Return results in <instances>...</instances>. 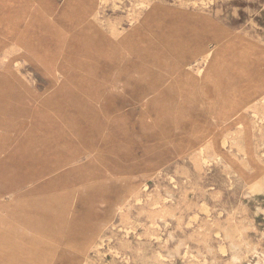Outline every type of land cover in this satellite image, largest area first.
<instances>
[{
  "label": "rangeland",
  "instance_id": "rangeland-1",
  "mask_svg": "<svg viewBox=\"0 0 264 264\" xmlns=\"http://www.w3.org/2000/svg\"><path fill=\"white\" fill-rule=\"evenodd\" d=\"M263 74L264 0H0V264H264Z\"/></svg>",
  "mask_w": 264,
  "mask_h": 264
},
{
  "label": "bare ground",
  "instance_id": "bare-ground-1",
  "mask_svg": "<svg viewBox=\"0 0 264 264\" xmlns=\"http://www.w3.org/2000/svg\"><path fill=\"white\" fill-rule=\"evenodd\" d=\"M143 7V6H142ZM144 40V39H143ZM76 48V47H75ZM157 54V53H156ZM210 55V54H209ZM160 59V58H159ZM160 63V62H159ZM161 65V64H160ZM163 65V64H162ZM165 67V66H164ZM207 69V68H206ZM205 69V70H206ZM165 70H166V67H165ZM207 71V70H206ZM201 73V72H200ZM175 74V73H174ZM188 75V74H187ZM199 75V74H198ZM264 75V74H263ZM262 76V75H261ZM187 80H188V76H187ZM187 82V81H186ZM223 82V81H222ZM207 85V84H206ZM208 87V89H209V87H210V85L209 86H207ZM207 87H205L204 89H206L207 90ZM205 91V90H204ZM210 91H212V90H210ZM213 92V91H212ZM212 92H209L208 91V93L207 94H210V93H212ZM209 96V95H208ZM194 100V99H193ZM183 104V103H182ZM184 105V104H183ZM182 105V106H183ZM184 108V107H183ZM185 108H187V106H185ZM190 113V112H189ZM184 123V122H183ZM191 123V122H190ZM193 123V122H192ZM188 124V123H187ZM189 125V124H188ZM191 143V142H190ZM127 202V201H126ZM135 204H137V203H135ZM139 204V203H138ZM141 204V203H140ZM202 205V204H201ZM158 206V205H157ZM204 206H202V208H203ZM207 209V208H206ZM208 210V209H207ZM203 211H206L205 209L204 210H202V212ZM199 212H201V211H199ZM219 216H221L220 214H218ZM197 216V215H196ZM195 217V216H194ZM196 220L198 219L197 217L195 218ZM190 221V220H189ZM194 221V220H193ZM187 225H188V223H187ZM186 225V226H187ZM190 225V224H189ZM187 227H189V226H187ZM41 248V247H40ZM222 248H224V247H222ZM219 251H221V248L219 249ZM221 252H223V251H221ZM224 254V253H223ZM161 257V256H160ZM61 259V258H60ZM161 259V258H160ZM162 260H164V259H162Z\"/></svg>",
  "mask_w": 264,
  "mask_h": 264
}]
</instances>
